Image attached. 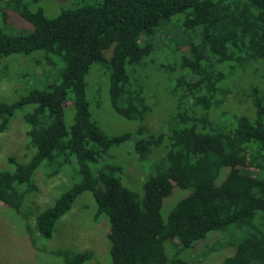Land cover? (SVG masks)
<instances>
[{
  "label": "trees",
  "instance_id": "16d2710c",
  "mask_svg": "<svg viewBox=\"0 0 264 264\" xmlns=\"http://www.w3.org/2000/svg\"><path fill=\"white\" fill-rule=\"evenodd\" d=\"M17 1L14 11L28 26L11 24L0 6L3 23L18 31L8 33L0 24V56L21 54L37 69L54 57L63 64L55 82L0 102V133L18 110L32 106L23 115L30 159L10 156L13 168L0 169V203L25 219L32 245L50 239L58 219L89 192L96 205L93 218L108 222L111 264H189L181 253L213 232L217 239L199 246L204 256L206 250L233 247L218 264H264V88L258 84L264 82V0H102L62 9L54 17ZM180 14L182 23L171 22ZM170 37L179 38L183 52L169 67L176 73L169 95L172 113L162 120L166 131L145 134L142 125L134 132L106 134L87 98L90 67L100 62L109 69L117 114L143 119L153 105L146 86L130 71L144 67L156 43ZM246 80L251 81L249 105L227 118L213 115L239 95ZM68 108L74 114L69 126ZM131 141L140 159L155 158L141 192L124 184L122 164L102 162L111 148ZM44 161L49 177L71 165L80 180L32 218L34 208H21L27 192L38 190L33 176ZM175 187L189 193L164 216V200ZM168 242L179 248L169 253ZM50 253L67 264L95 260L92 249Z\"/></svg>",
  "mask_w": 264,
  "mask_h": 264
},
{
  "label": "rangeland",
  "instance_id": "374dc122",
  "mask_svg": "<svg viewBox=\"0 0 264 264\" xmlns=\"http://www.w3.org/2000/svg\"><path fill=\"white\" fill-rule=\"evenodd\" d=\"M28 3L32 10L42 8L48 17L56 16L62 9L74 8L81 3L101 2L102 0H22ZM21 1V2H22ZM17 0H0V6L9 13V21L17 28L28 26V23L14 11ZM183 15H177L171 22L182 23ZM0 24L8 33H18L13 30L10 24H4L0 17ZM31 28V27H30ZM170 32L175 33L174 28ZM178 37L160 39L153 54L146 58L144 67L131 69L130 73L134 78H138L146 86L148 100L152 103V111L148 112L143 119H127L117 114L111 106L109 95V69L105 64L95 62L90 67L86 76L87 98L90 102V110L93 119L98 126L108 135H118L125 132H134L144 125L145 134L155 135L166 131V126L162 123L164 116L170 115L169 95L176 73L170 72L169 67L178 64L182 56V46H177ZM106 56L110 57L111 50L106 51ZM23 55L12 54L0 56V102H12L27 94L33 89H43L49 83L60 78L63 67L62 62L54 57L48 65L42 64L41 69H37L35 63L22 60ZM174 73V74H173ZM261 88L264 82L258 80ZM251 89V81L246 80L237 97L227 104L213 110V115L220 117H230L233 113L242 111L249 105L248 94ZM153 94L154 97H151ZM32 106L18 110L11 119L7 130L0 133V169H12L9 157L13 156L21 161H28L31 156H25L27 126L23 121V115ZM73 109V108H72ZM66 109L65 121L69 126L73 122V110ZM150 118L149 126L145 119ZM145 121V122H144ZM158 158V157H157ZM156 158V159H157ZM155 158L142 160L133 150V141L123 143L118 147L111 148L102 159V162H116L124 166L123 182L131 190L142 191V184L150 173L151 166ZM95 169V166H92ZM50 166L44 161L34 173L33 180L39 185L38 190L27 192L21 210L24 212L28 208H34L32 218L35 214L43 211L65 191L73 187L80 178L75 176L73 168H64L60 175L50 176ZM228 169L224 170V174ZM223 174V175H224ZM48 177V178H47ZM36 178V179H35ZM27 184L21 186L25 189ZM189 193V190L175 187L173 194L164 200L162 209L163 215L168 212L175 203ZM96 205L91 193L84 192L75 200L72 208L66 212L55 224L53 235L50 239L39 238L35 245H32L26 232L25 219L13 208L0 203V264H67L63 258L56 254H51L50 250L71 248L75 251L92 249L95 252V260L86 264H111L109 256L107 219L100 217L93 218ZM215 232L210 233L207 238L195 244L191 249L184 250L181 257L189 264H218L226 256L232 254L233 247L220 248L218 250L207 251L205 256L199 252L201 244L208 243L209 239H217ZM36 247L37 249H34ZM168 251L177 250L179 245L172 242L167 244ZM208 248L210 246H207ZM170 248V249H169Z\"/></svg>",
  "mask_w": 264,
  "mask_h": 264
}]
</instances>
